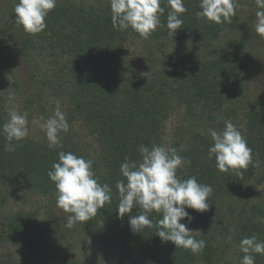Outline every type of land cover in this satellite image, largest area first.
<instances>
[{
	"label": "trees",
	"instance_id": "1",
	"mask_svg": "<svg viewBox=\"0 0 264 264\" xmlns=\"http://www.w3.org/2000/svg\"><path fill=\"white\" fill-rule=\"evenodd\" d=\"M18 2L7 0L0 9L1 67L14 73L19 56L31 58L46 52L59 68L54 79L45 77L38 81L41 89L44 86L53 95L63 91L68 102V125L79 123L95 140L96 152L89 154L87 148L65 135L60 136L58 145L49 147L48 140L30 134L22 141L12 142L17 145L15 151H6L7 141L0 130V187L28 189L57 207L55 184L48 172L58 161L59 152H73L93 162L99 183L111 187L112 200L98 209L92 219L77 222L71 229L66 223L72 214L58 208L64 214L62 220L55 221L61 241L69 240L72 232L87 234L112 253L117 264H240L244 255L240 241L251 236L264 240V201L247 200V182L257 170L264 169V94L255 97L249 92L250 67L240 54L246 48L245 38L222 36L227 29L236 28L239 12L230 23L217 24L197 16L200 0H184L187 11L180 14L183 24L170 36V6L168 0H162L161 25L145 40L164 47L189 39L197 54L178 68L142 74L127 58L126 43L132 37H143L132 28L120 31L113 27L111 0H57L46 17L47 28L36 34L24 31L17 23ZM27 103L31 101L27 99ZM176 104L184 105L190 116L187 135L176 149L186 160L177 169L178 178L195 176L199 183L210 185L213 191L208 197L209 209L231 199L229 209L237 212L228 233L229 228L219 218L215 222L200 219L199 232L191 233L196 240L205 241L199 253L162 241L155 226L161 213H149L153 227L133 232L130 216L140 215L143 210L134 206L130 214L121 218L117 209L120 197L116 182L125 179L121 164L125 158L139 163L142 157L138 148L142 144L164 147L166 120ZM238 112L243 126L237 129L246 138L253 157L242 175L238 174L241 170L219 171L215 157L209 159L208 155L213 143L208 130L213 122L234 118ZM9 113L0 98V129ZM187 210L193 217L196 210ZM181 222L191 229L192 220L185 218ZM0 241L32 253L40 259L39 264H78L63 245L58 248L47 240L30 212L0 218ZM253 255L255 264H264V255Z\"/></svg>",
	"mask_w": 264,
	"mask_h": 264
},
{
	"label": "clouds",
	"instance_id": "2",
	"mask_svg": "<svg viewBox=\"0 0 264 264\" xmlns=\"http://www.w3.org/2000/svg\"><path fill=\"white\" fill-rule=\"evenodd\" d=\"M162 0H111L113 27L120 31L132 28L144 39L161 25L160 16L164 13ZM255 31L264 37V0H255ZM57 0H19L15 5L17 23L24 31L36 34L47 28L46 17L56 7ZM170 11L167 15L169 35L174 36L181 28L183 20L180 14L187 11L184 0H168ZM200 11L197 16L217 24L231 22L239 7V0H200ZM27 113L12 110L9 119L2 125V133L7 143L6 151H15L13 141L27 138ZM49 147L60 143L59 133L67 132L69 125L64 113L57 108L52 118L43 126ZM213 143L208 149L209 159L215 157L216 167L221 172L241 170L242 175L253 162L252 149L240 130L230 121H225L222 131L209 129ZM141 161L125 158L120 166L123 180L116 182L119 193L118 214H130L134 206L143 210L142 214L130 216L129 224L133 232H141L145 227L154 226L149 213L162 214L155 226L157 235L164 242H172L176 248L190 249L193 253L201 252L205 241L196 240L192 230L181 221L185 218L191 222L193 217L187 209L204 212L209 209L208 197L213 189L210 185L201 184L195 176L180 179L177 169L186 162L177 154L175 148L166 149L160 145L151 148L140 145L138 148ZM49 179L54 182L57 207L67 213L66 227L71 229L77 222L92 219L98 209L111 203L112 189L107 184L99 183L93 171V162L73 152L61 151L58 161L52 164L48 172ZM240 250L244 253L240 264H255L253 253L264 255V240L256 236L244 237L240 241Z\"/></svg>",
	"mask_w": 264,
	"mask_h": 264
},
{
	"label": "rangeland",
	"instance_id": "3",
	"mask_svg": "<svg viewBox=\"0 0 264 264\" xmlns=\"http://www.w3.org/2000/svg\"><path fill=\"white\" fill-rule=\"evenodd\" d=\"M5 5H7V0H0V9L3 10ZM257 10L255 0H239V7L236 10L240 16L239 22L234 30L227 29L222 35L224 38L233 35L245 38L246 48L241 50L240 54L249 63L248 87L251 95L255 97L264 94V37L259 36L255 31ZM185 46L194 45L189 39H183L161 47L143 38L132 37L126 43V56L139 73L151 74L160 70L178 68L180 64L193 60L197 50L192 47L187 49ZM47 56L46 52L32 55L31 58L19 56L14 73H8L0 65V98L9 112L16 110L20 113H27L29 134L41 140H48L43 126L49 118L54 116L56 109L59 108L64 115L68 110V102L63 91L58 95H53L52 90L44 86V89H41L38 82L45 77L54 79L57 68H59ZM33 74L35 78L31 77ZM40 89L41 95H38ZM27 99L32 104H28ZM189 118L185 106L176 104L164 128L163 143L166 149L180 147L189 130ZM225 121H230L236 128L243 126V118L238 112L234 118L213 122L214 125L212 124L210 129L222 131ZM62 135L67 136L69 140L79 142L82 147L87 148L89 154H95V140L81 128L79 123H74V126L69 125L67 132L59 133V136ZM247 192L249 202L264 201V169L257 170L256 174L249 179ZM230 201L231 199L221 202L202 213L196 211L192 219V231L199 232L200 224H202L201 218L212 222L219 218L229 228L228 233L235 214H237V212L230 211ZM20 211L32 213L47 240L53 242L58 248H62L63 245L78 264H117L113 254L105 251L99 242L87 234L72 232L69 233L71 236L69 240L66 237L67 241H61L57 235L59 228H56L55 221L62 220L64 214L46 197L25 188L0 187V218ZM0 261L39 264L40 259L20 247L0 241Z\"/></svg>",
	"mask_w": 264,
	"mask_h": 264
}]
</instances>
